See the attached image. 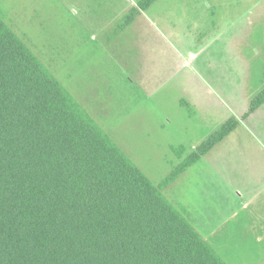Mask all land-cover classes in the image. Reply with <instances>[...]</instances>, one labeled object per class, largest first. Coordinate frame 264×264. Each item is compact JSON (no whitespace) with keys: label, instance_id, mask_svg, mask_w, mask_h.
Wrapping results in <instances>:
<instances>
[{"label":"crops","instance_id":"0c3cea01","mask_svg":"<svg viewBox=\"0 0 264 264\" xmlns=\"http://www.w3.org/2000/svg\"><path fill=\"white\" fill-rule=\"evenodd\" d=\"M44 1L26 0V5L38 12L37 4ZM53 1L78 19L72 48L81 51L88 46V51L98 53L94 63L100 74L87 75L88 81L127 83L134 93L127 98L125 94L130 93L125 87L121 98L128 105L133 104L135 92L144 94L149 83H153V97L174 98L171 116L175 114L178 121L162 110L166 100L155 99L150 116L154 123L147 122L143 111H136V100L133 105L138 129L178 127L167 143L169 157L177 160L172 170L186 155L184 145L193 149L210 135L209 120L217 119L215 128L229 118L239 121L161 192L181 184L188 199L184 203L167 199L183 209L195 231L226 264H237L233 258L241 259L238 264H251L245 258L263 257L264 125L257 114L264 112V103L245 119L242 115L264 88V27L256 28V20L227 19L225 12L220 13L219 0H156L145 10L138 8L139 0ZM258 14L263 16L264 11ZM92 59L86 68L93 67ZM81 65L77 62L76 66ZM84 92L83 96L79 91L69 94L112 140L108 116L96 117L90 88ZM133 108L126 112L132 113ZM127 124L129 131L133 125ZM197 131L205 132L198 134L196 142H188L186 138Z\"/></svg>","mask_w":264,"mask_h":264},{"label":"trees","instance_id":"16d2710c","mask_svg":"<svg viewBox=\"0 0 264 264\" xmlns=\"http://www.w3.org/2000/svg\"><path fill=\"white\" fill-rule=\"evenodd\" d=\"M238 123L156 185L0 17V264H226L161 190Z\"/></svg>","mask_w":264,"mask_h":264},{"label":"rangeland","instance_id":"374dc122","mask_svg":"<svg viewBox=\"0 0 264 264\" xmlns=\"http://www.w3.org/2000/svg\"><path fill=\"white\" fill-rule=\"evenodd\" d=\"M218 3L221 9L220 13L225 12L227 19L243 18L244 22L256 20V28L264 27V15L258 14L256 17L257 12L264 11V0H219ZM37 5L39 7L38 12H33L26 5V0H0V17L69 93L74 95V92L79 91L83 96L86 95L84 89L90 88V100L93 104L91 110L94 115L96 117L108 116L109 135L112 140L123 150L133 164L153 183L158 184L170 173L177 162L174 157H169L167 143L172 135L178 133L179 130L178 127L177 130L173 127L161 130L138 129L137 124L133 121L137 116L135 114L136 107L133 105H135L136 100L139 103L136 111H143L144 115L148 117L147 122L154 123L150 116H152L155 99L166 100L167 106L162 107V110L168 112V116L174 121L177 120L175 114L171 116V110L175 109V106L171 104L174 98H161L158 95L153 97L151 94L153 83H149L150 87L144 91V94L141 96L139 91L135 92V100L131 99L133 104L128 105L126 102L122 103L121 98V91L125 87V90L130 93L125 94L127 98H130L134 93L132 87L127 83L124 86L123 83L108 82L105 79L95 81V78L94 81L90 78L88 81L87 75L100 74L98 72L99 65L94 63L98 59V53L93 50L88 51V46H85L87 50L81 51H75L72 48L73 30L78 28L76 26L78 19L72 17L65 6L63 9L58 7L53 0H45ZM81 38L82 41L85 40L84 35ZM250 39L253 41L252 37ZM91 59L93 60V67L86 68L85 65L89 64ZM77 62L82 65L76 66ZM78 68L80 71L76 74ZM131 107H134L133 112L127 113L126 111ZM257 118L264 125V112L257 114ZM216 120V118L209 120L208 134L220 128L221 125L215 128ZM126 121L133 125L129 131ZM158 121H162V119L158 118ZM197 132L186 140L194 143L198 140V134L202 135L205 131ZM262 134L264 136V127ZM121 144H125V146H121ZM195 148L190 149L188 145H184V154L186 155L183 159L188 157ZM180 186L171 188L169 192L163 193L164 196L174 203H184L188 198L181 191ZM255 256L245 259L251 264H264V256L261 257L259 254ZM233 259L237 264L241 260Z\"/></svg>","mask_w":264,"mask_h":264}]
</instances>
